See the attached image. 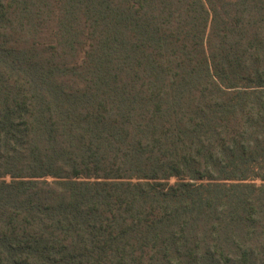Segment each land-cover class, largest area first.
Returning a JSON list of instances; mask_svg holds the SVG:
<instances>
[{
    "label": "trees",
    "instance_id": "1",
    "mask_svg": "<svg viewBox=\"0 0 264 264\" xmlns=\"http://www.w3.org/2000/svg\"><path fill=\"white\" fill-rule=\"evenodd\" d=\"M0 264H264V0H0Z\"/></svg>",
    "mask_w": 264,
    "mask_h": 264
}]
</instances>
